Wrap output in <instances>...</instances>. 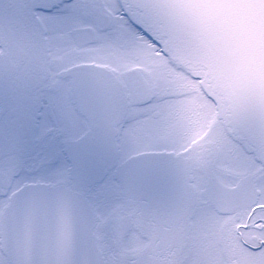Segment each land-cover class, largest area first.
Returning <instances> with one entry per match:
<instances>
[{
	"label": "snow or ice",
	"instance_id": "snow-or-ice-1",
	"mask_svg": "<svg viewBox=\"0 0 264 264\" xmlns=\"http://www.w3.org/2000/svg\"><path fill=\"white\" fill-rule=\"evenodd\" d=\"M0 264H264V0H0Z\"/></svg>",
	"mask_w": 264,
	"mask_h": 264
}]
</instances>
